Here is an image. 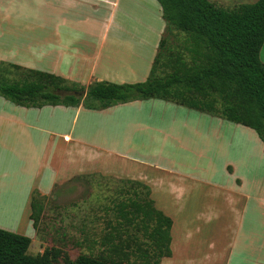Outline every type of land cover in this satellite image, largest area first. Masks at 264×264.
Instances as JSON below:
<instances>
[{
  "label": "crops",
  "instance_id": "obj_1",
  "mask_svg": "<svg viewBox=\"0 0 264 264\" xmlns=\"http://www.w3.org/2000/svg\"><path fill=\"white\" fill-rule=\"evenodd\" d=\"M112 3L116 4V1ZM0 7L6 10L11 6ZM7 13L11 16L9 11ZM161 16L164 20L162 26L154 27L150 23L141 22L142 19H133L134 24L139 22L146 28L141 31H118L110 34V29H125L122 21L116 20L113 14H110L106 20V30L101 35L86 34L75 37L58 32L53 35L55 38L46 35L38 37L31 33L13 34L14 30L8 27L12 25V20L5 16L0 17V62L21 64L25 70L51 72L67 79L72 75L81 83L79 85L86 88L96 81L140 82L130 80V76L132 72L140 70L137 60L140 57L138 55L143 52L140 50L151 46L148 41L149 30L159 34L160 41L163 38L168 26L163 15ZM91 44L99 47L92 53L87 49ZM124 46L128 52H113L116 48ZM152 46L158 52L159 46L155 43ZM103 56L108 59L119 56L121 59L118 62L124 67L109 68L107 63L101 65ZM86 57H90V67L81 69L79 61L86 60ZM260 57L264 62V44ZM154 58L148 61L149 63L146 61L145 72L152 67ZM149 100H153L151 108L158 104L156 100L162 101L159 103L162 109H167L171 103L179 109V114L181 106L187 108L188 111L183 114V122L186 125H190L192 117L199 121L204 115L208 116V141H212V136L230 135L233 144L237 136L249 139L251 137L248 134L256 132L251 127L207 111L163 99ZM145 105L144 101L137 100L117 103L107 108H91L82 102L76 106L45 104L28 107L14 104L0 96V194L6 192L5 190L11 191L9 185L26 186L24 190L28 192L29 207L25 213L30 217L31 201L35 192L41 195L49 194L60 180L66 181L74 176L92 173L121 176L146 184L150 188L152 199L156 196V208L173 221L171 254L162 256L160 264H176L182 261L186 264H218L221 261L223 264H237L250 260L255 264H264L262 178H259V181L254 179L250 190L245 187L243 179L235 183L231 187L232 190L222 188L216 195L223 200L225 206L218 210L208 207L209 203L203 205L200 200L205 197L194 193L196 187L193 188V184L201 181L193 177L192 167L184 166L176 176L171 177L163 174L162 171H166L163 166L155 164L151 166L158 174H152L140 153V150L146 147L147 135L152 129L149 122L138 119ZM161 116L164 118L166 112H162ZM150 122L160 125L156 121ZM153 135L156 141L160 140L161 153L169 143L174 152H177L178 148L188 151L187 148L178 146L181 142L190 144L183 141L182 137L173 136L168 139L165 134L155 131ZM256 141L258 152L263 155L264 142L259 141L257 137ZM133 147H139L134 155ZM236 161L240 162V156L233 159V163L236 164ZM196 234H203L202 240L200 237L195 238ZM237 243L240 244L239 251L235 249ZM254 243L256 250L252 248Z\"/></svg>",
  "mask_w": 264,
  "mask_h": 264
},
{
  "label": "rangeland",
  "instance_id": "obj_2",
  "mask_svg": "<svg viewBox=\"0 0 264 264\" xmlns=\"http://www.w3.org/2000/svg\"><path fill=\"white\" fill-rule=\"evenodd\" d=\"M112 1H116V4ZM211 1L226 8H236L242 3H252L256 0ZM0 5L11 6L6 10L0 7V17L5 16L12 20V25L8 27L14 30L13 34L19 32L21 35H28L31 33L38 37L45 35L53 37L58 32L62 35L65 33V36L75 37L86 34L101 35L106 30V20L110 14H113L116 20H121L125 28L124 30L110 29V34L118 31L121 33L135 32L146 28L139 22L134 24L133 19H142L141 22L150 23L154 27L162 26L164 23L158 0H0ZM7 11L11 13V16H8ZM149 31L148 41L151 46L140 50L143 51L137 59L140 63V70L132 72L130 80L145 81L149 76L151 68L146 71L147 73L145 72L146 61L154 58L157 49L152 45L155 43L158 47L160 42V35L152 30ZM163 37L166 43L158 49L157 74L159 75L171 70V67L165 64L171 55L172 57L181 55L183 59L189 60V53L185 49L187 41L185 33L176 30L173 26H168ZM84 42L88 43L90 40H84ZM96 48L99 47L93 44L87 47L90 53ZM128 51L126 46L113 50L117 54H124ZM119 59H121L119 56L109 59L103 56L100 64L107 63L109 68L124 67L118 62ZM89 61L90 57L79 61L80 68L90 67ZM30 71L32 70H25L21 64L1 61L0 81L21 80L26 75H32ZM69 77L70 79L66 78L67 81L63 82L65 86L71 88L73 83L81 84L76 77L72 75ZM83 87L86 88V86ZM60 93L66 94L68 91L62 90ZM137 100L146 103L138 119L149 122L152 128L147 135L146 147L140 150L143 160L147 162V169L152 174H158L157 170L151 166L155 164L163 166L166 170L162 171L163 174L171 177L176 176L180 168H185L184 166L192 167L193 177L201 181L198 183L196 180L197 184H193L192 187H196L194 193L205 197L200 200L203 205L209 203L208 207L211 206L218 210L225 206L223 200L217 198L216 195L222 188L232 190L231 187L238 181L241 182L242 179L248 189L253 186L254 179L259 181V178H262L261 185L264 184V154L260 155L258 152L256 137L259 141L261 140L256 132V134L253 132L248 134L251 137L249 139L237 136L233 144H231L230 135L212 136V141H208L207 134L210 132L208 116L204 115L199 121L192 117L190 125H186L183 122V114L184 111H188L187 108L181 106L179 114V109L171 103L167 109H162L159 104L161 100H156L158 104L155 108L150 106L153 100L135 99L132 101ZM80 101L84 104L96 103L90 102L85 92L81 93ZM162 112H166L164 118L161 116ZM175 115L178 116L175 117ZM150 121H156L160 125H154ZM154 131L165 134L168 139L173 136L182 137L183 141L190 142V144L181 142L178 146L185 147L188 151L185 152L178 148L177 152H174L172 151L173 146L169 143L165 145L161 153L159 151L160 140L156 141ZM176 140L181 139L176 138ZM133 148L135 149L132 152L134 155L139 147ZM261 151L263 152V149ZM237 156H240V162L236 161L235 164L233 159ZM62 181L55 184L49 194L41 195L35 192L34 199L38 217L35 226L34 220H31L25 213L29 207L28 192L24 190L26 186L9 185L12 190H5L6 192L0 194V228L30 236L32 242L29 253L31 254L42 252L45 248H59L61 251L57 258L59 264H69L66 262L68 257L74 260L82 253L104 257L121 264H155L158 256L148 234L140 224L126 223L119 217L118 212L121 203L130 204L132 200L146 197V187L135 180L98 173L74 176ZM0 190L2 191V188ZM155 199L156 196L153 200ZM133 208L129 205L126 211L131 212ZM130 214L128 213L129 216ZM194 231H196L195 228ZM197 237L202 240L203 234H196L195 238ZM239 245V243L236 245L237 251H239ZM252 248L256 250V243L252 245ZM176 264L186 263L182 261ZM218 264H223V262ZM237 264L255 263L250 260Z\"/></svg>",
  "mask_w": 264,
  "mask_h": 264
},
{
  "label": "trees",
  "instance_id": "obj_3",
  "mask_svg": "<svg viewBox=\"0 0 264 264\" xmlns=\"http://www.w3.org/2000/svg\"><path fill=\"white\" fill-rule=\"evenodd\" d=\"M158 2L167 26L185 33L189 60L181 55H171L165 62L171 70L159 75L158 51L145 81H96L88 88L76 83L70 88L63 84L67 79L60 75L32 70V75L21 80L0 81V95L28 107L45 104L76 106L81 103L84 92L90 102H96L83 103L91 108H107L135 99H163L251 127L264 142V62L260 57L264 44V0L242 3L236 8L219 6L211 0ZM165 43L163 37L159 48ZM62 90L68 93L61 94ZM136 182L147 188V196L132 200L130 204L121 203L119 217L128 224L143 227L157 252L155 264H160L162 256L171 254L173 221L156 208L150 188ZM129 205L134 207L131 212L126 211ZM31 206L30 218L35 226L38 217L34 196ZM31 242L28 235L0 228V264H59V248H45L31 254ZM66 262L121 264L89 253H82L74 260L68 257Z\"/></svg>",
  "mask_w": 264,
  "mask_h": 264
}]
</instances>
